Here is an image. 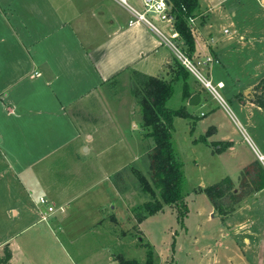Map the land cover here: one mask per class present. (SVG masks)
<instances>
[{
    "label": "crops",
    "instance_id": "obj_1",
    "mask_svg": "<svg viewBox=\"0 0 264 264\" xmlns=\"http://www.w3.org/2000/svg\"><path fill=\"white\" fill-rule=\"evenodd\" d=\"M126 1L0 0V253L10 247L9 264H118L112 240L122 238L127 222L141 224L113 177L124 167L114 161L128 160L124 123L135 115L107 104L97 91L131 71L170 74L175 52L162 38L168 26L154 21L157 32L145 21L130 22L131 9L142 7ZM212 1L194 10V56L213 55L222 76L233 65L240 69L233 90L241 120L224 110L242 138L217 149L242 167L254 159L264 166V146L251 136L264 144V107L252 98L264 84V0L236 1L222 16L214 14L221 2ZM206 7L212 12L200 19ZM98 97L102 106L93 104ZM211 126L217 140L231 142L220 122ZM243 138L248 154L238 152ZM206 209L207 220L222 224L218 253L207 264H264V186L225 216L207 200L196 212Z\"/></svg>",
    "mask_w": 264,
    "mask_h": 264
},
{
    "label": "rangeland",
    "instance_id": "obj_2",
    "mask_svg": "<svg viewBox=\"0 0 264 264\" xmlns=\"http://www.w3.org/2000/svg\"><path fill=\"white\" fill-rule=\"evenodd\" d=\"M139 1L141 6V0ZM213 1L221 2L220 11H215L214 14L222 16L223 13L231 14L235 8L232 7V4L239 0ZM213 1L211 3L214 4ZM198 2L202 6L205 5V0H198ZM243 8L248 9L249 7L241 6L240 9ZM211 12V8L206 7L198 14H200V19L201 17L208 18ZM158 25H161V23L158 22ZM189 25L194 30L197 28L195 18ZM227 28L231 29L229 26ZM165 31L167 32V30ZM171 39L173 40V38ZM175 40H178L176 43L179 45L182 44L181 40L179 42L178 37L174 38ZM206 55H195V57L193 52L191 57L203 59ZM217 61L218 59L211 62V70H209L211 76L207 74L205 68L202 69V73L205 76H210L212 82H216L219 76L223 78L224 81H222L225 83V86L219 88V91L227 102L229 109H232L241 120L240 113L236 109L237 92L233 90L237 74L240 75V69L238 66L233 65V68H229L230 74L222 76L223 70ZM171 63L173 64V60ZM171 75L172 73L167 75L162 74L161 76L169 78ZM187 82L189 83L190 93L193 95L199 94L202 100L200 99L197 103H191L190 99L193 95L183 96V80L180 78L175 84L172 96L167 101L168 106L172 108L183 106L189 113L187 116L175 115L173 117L172 128L174 146L183 162L185 175L183 189L189 207V213L184 217L185 224H182L177 219L175 206L173 204H165L163 209L151 213L145 220L140 221L141 224L133 227L131 223L127 222V232L122 234V238L112 240L113 247L118 249L119 253L127 257H135L141 261L146 259L148 250L151 248L150 264H207V259L212 258L213 254L218 253L219 248L216 244L218 242L219 228L222 224H218L217 218L207 220V209L200 215L196 212L197 208L201 204H204L206 200L208 204L210 203L206 193L203 191V188L200 189V186H206L221 179L223 175L226 176L223 174L225 171H228L226 174H229L230 177H236L239 168L244 164L240 165L241 161H238L237 157L233 159L232 156L222 154V150L217 149V146L223 141L217 140L216 137L219 135L216 134V130L214 132L210 130L211 125H216L220 122V131L223 130L227 134H232L231 145L234 143V139L242 138L240 131L228 117V114H226L227 110H224L226 109L224 105L219 103L217 98L190 72ZM142 87L141 78L134 71H131L108 80L97 91L107 104H112V106L117 108L122 107L123 110L128 112V115H135L125 119V112H122L119 116V119H125L126 123L124 124H128L129 122L127 125L129 130L126 132L129 134H127V138L130 148L127 161H114L115 163H124V167L120 170L122 178L115 177L116 172L113 175L116 186L121 187V189H118L122 192L126 204L129 205L134 214L145 210L141 207L143 203L146 200L153 199V196L149 192L142 189L136 170L142 172L147 177L155 190L156 196L159 197L158 188L152 183L149 171V152L153 141L146 134V128L142 124L140 110ZM257 95L264 98V84L262 82L259 83L256 91L253 92L252 98H255ZM97 99L98 102H93V104L102 106L103 102L99 100V97ZM212 106L214 109H212ZM228 112L230 113L229 110ZM116 119L119 120L117 117ZM211 122L214 124H210ZM141 134L144 135L143 138ZM261 135L264 138V126ZM251 136L259 148L264 146L252 134ZM140 139L142 140L140 141ZM136 140H139L140 143H137ZM239 143L240 148L238 152L242 151V153L248 154L250 147L244 141V138ZM135 154L137 156L132 158ZM239 177L240 172L237 178L233 180L234 186L238 190L241 188ZM201 197H203V200ZM226 201V198L223 199V202ZM214 211L217 212L215 208ZM138 226L141 230L136 228ZM129 229L130 231H128ZM118 230L120 232V229ZM135 230H137L136 234Z\"/></svg>",
    "mask_w": 264,
    "mask_h": 264
},
{
    "label": "trees",
    "instance_id": "obj_3",
    "mask_svg": "<svg viewBox=\"0 0 264 264\" xmlns=\"http://www.w3.org/2000/svg\"><path fill=\"white\" fill-rule=\"evenodd\" d=\"M176 12L175 28L182 40V49L191 57L195 50V35L187 21L188 15H195L194 10L198 6V0H171ZM185 46V48H184ZM173 64H170L171 77L161 75H148L141 72L135 73L143 83L140 98V110L142 124L146 128V134L152 139L153 145L149 152V171L152 183L158 188L159 197L156 196L151 182L140 171L136 170L137 178L142 189L149 192L152 200H146L141 207L145 210L135 213L136 220L140 222L148 213H154L163 209L165 204H173L176 209V217L184 224V217L188 213V204L185 198L183 184L185 175L183 162L174 146L172 128L175 115L187 116L189 113L183 106L172 108L167 105L172 96L176 82L183 80L182 94L189 96V71L174 56ZM260 106L264 107V98L257 95L253 98ZM230 145V141H223L218 148ZM115 177L122 178L119 170ZM240 189H236L233 179L226 175L221 179L203 187V191L210 199L217 212L225 216L232 212L243 197L264 186V166L258 159H254L244 165L240 170ZM121 189V187L118 186ZM227 199L223 202V199ZM152 249L149 248L147 257L141 261L135 257H127L117 254L118 264H150ZM11 256L10 247L5 244L0 253V264H9Z\"/></svg>",
    "mask_w": 264,
    "mask_h": 264
},
{
    "label": "built area",
    "instance_id": "obj_4",
    "mask_svg": "<svg viewBox=\"0 0 264 264\" xmlns=\"http://www.w3.org/2000/svg\"><path fill=\"white\" fill-rule=\"evenodd\" d=\"M124 3H127L126 0H120ZM141 10L131 9L133 13V17L130 19V22L133 20H142L154 27L157 31V27L154 21H160L166 24L169 28L168 35H162L164 41L170 44L175 52V56L178 58L179 62L197 79L202 85L210 91L218 100L219 103H222L224 107H228L227 102L223 98L222 94L219 91V88L224 86V82L222 80H217L216 82H212V79L208 75H204L202 73V69L206 67V65L213 62L215 57L211 54H207L203 59H195L190 57L179 45L176 43L178 40L174 41V38H179V42H181V38L179 37V33L175 28V19L176 12L173 8V4L171 0H141ZM194 15H188L187 21L192 23L194 21ZM224 32L229 33L230 30L227 27H224ZM158 32V31H157ZM173 38V40L171 39ZM181 40V41H180ZM206 71V70H205ZM207 72V71H206ZM208 74V73H207ZM203 113V112H202ZM260 159H263L262 155H259ZM264 162V161H263ZM41 202H46L44 197L40 198ZM54 207L50 204L47 205V210L51 211ZM45 217V215H42Z\"/></svg>",
    "mask_w": 264,
    "mask_h": 264
},
{
    "label": "water",
    "instance_id": "obj_5",
    "mask_svg": "<svg viewBox=\"0 0 264 264\" xmlns=\"http://www.w3.org/2000/svg\"><path fill=\"white\" fill-rule=\"evenodd\" d=\"M200 100V95L199 94H194L191 99L190 102L191 103H197Z\"/></svg>",
    "mask_w": 264,
    "mask_h": 264
},
{
    "label": "bare ground",
    "instance_id": "obj_6",
    "mask_svg": "<svg viewBox=\"0 0 264 264\" xmlns=\"http://www.w3.org/2000/svg\"><path fill=\"white\" fill-rule=\"evenodd\" d=\"M264 163V162H263Z\"/></svg>",
    "mask_w": 264,
    "mask_h": 264
}]
</instances>
